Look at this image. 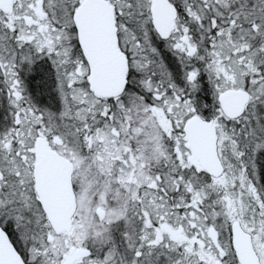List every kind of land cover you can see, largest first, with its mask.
Wrapping results in <instances>:
<instances>
[{"label":"snow or ice","instance_id":"1","mask_svg":"<svg viewBox=\"0 0 264 264\" xmlns=\"http://www.w3.org/2000/svg\"><path fill=\"white\" fill-rule=\"evenodd\" d=\"M0 264H264V0H0Z\"/></svg>","mask_w":264,"mask_h":264}]
</instances>
